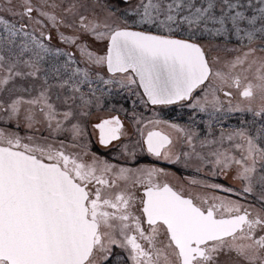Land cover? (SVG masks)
Listing matches in <instances>:
<instances>
[{"label": "snow or ice", "instance_id": "snow-or-ice-1", "mask_svg": "<svg viewBox=\"0 0 264 264\" xmlns=\"http://www.w3.org/2000/svg\"><path fill=\"white\" fill-rule=\"evenodd\" d=\"M0 264H264V0H0Z\"/></svg>", "mask_w": 264, "mask_h": 264}, {"label": "flooded vegetation", "instance_id": "flooded-vegetation-1", "mask_svg": "<svg viewBox=\"0 0 264 264\" xmlns=\"http://www.w3.org/2000/svg\"><path fill=\"white\" fill-rule=\"evenodd\" d=\"M127 106V105H126ZM174 115V114H173ZM167 118V117H166ZM233 122H235V120L233 121ZM175 170H177L178 171V169H175ZM192 173H188V175H191ZM217 182L218 183H227L228 181H226L224 178H218L217 179Z\"/></svg>", "mask_w": 264, "mask_h": 264}]
</instances>
